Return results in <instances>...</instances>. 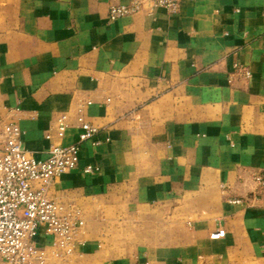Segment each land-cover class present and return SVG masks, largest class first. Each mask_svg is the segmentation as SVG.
<instances>
[{
	"label": "crops",
	"instance_id": "obj_1",
	"mask_svg": "<svg viewBox=\"0 0 264 264\" xmlns=\"http://www.w3.org/2000/svg\"><path fill=\"white\" fill-rule=\"evenodd\" d=\"M127 1L0 0V116L24 150L43 158L85 101L98 128L59 179L84 219L72 264H264V0L144 1L106 25Z\"/></svg>",
	"mask_w": 264,
	"mask_h": 264
},
{
	"label": "built area",
	"instance_id": "obj_2",
	"mask_svg": "<svg viewBox=\"0 0 264 264\" xmlns=\"http://www.w3.org/2000/svg\"><path fill=\"white\" fill-rule=\"evenodd\" d=\"M144 1L170 14L179 9V0H128L108 9L106 25L137 14ZM90 105L85 101L73 114L65 112L49 120L44 139L55 142L49 143L41 159L24 150L19 127L0 116V264H72L82 256L84 219L73 203L60 196L59 179L78 165L81 144L98 133L84 117ZM69 131L75 132L73 140L62 144ZM98 171L96 166H86L83 173ZM254 180L264 189V174H254ZM223 235L217 229L210 239Z\"/></svg>",
	"mask_w": 264,
	"mask_h": 264
},
{
	"label": "rangeland",
	"instance_id": "obj_3",
	"mask_svg": "<svg viewBox=\"0 0 264 264\" xmlns=\"http://www.w3.org/2000/svg\"><path fill=\"white\" fill-rule=\"evenodd\" d=\"M39 236H40V234L38 235V239H39V241H38V242H39V243H40V245H41V240H42V239H40L41 237H39Z\"/></svg>",
	"mask_w": 264,
	"mask_h": 264
}]
</instances>
